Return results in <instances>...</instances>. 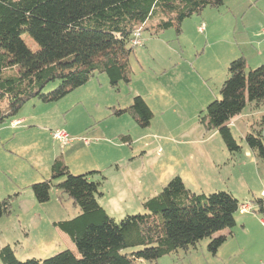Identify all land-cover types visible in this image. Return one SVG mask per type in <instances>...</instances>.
I'll return each mask as SVG.
<instances>
[{
	"label": "trees",
	"instance_id": "16d2710c",
	"mask_svg": "<svg viewBox=\"0 0 264 264\" xmlns=\"http://www.w3.org/2000/svg\"><path fill=\"white\" fill-rule=\"evenodd\" d=\"M226 0H0V128L17 119L30 102L57 104L100 74L113 89L132 83L131 57L134 34L151 37L174 30L183 32L186 20L208 9H220ZM155 21L154 24H150ZM29 36L39 47L32 51ZM57 87L46 92L49 85ZM248 104H264V65L249 70L244 57L228 66L220 100L201 112L199 122L207 132H217L230 155L240 153L231 123ZM129 115L142 129L154 114L142 96L115 111ZM260 125L264 128V114ZM129 138H124L128 140ZM248 147L264 159L261 133L245 137ZM96 175L100 180L93 181ZM106 178L101 172L73 175L63 155L53 162L51 177L29 188L38 204L51 200L52 190L67 195L81 213L53 225L66 234L77 252L66 250L45 260L20 262L11 246L0 249L2 264H136L157 263L183 251L197 250L209 239L208 251L216 256L237 225L241 203L231 192L197 194L182 178L174 177L162 191L145 199V214L117 222L99 203ZM19 193L0 200V220L11 214ZM264 219V199L251 201ZM228 231L229 234L219 235ZM132 249L133 251L127 252Z\"/></svg>",
	"mask_w": 264,
	"mask_h": 264
},
{
	"label": "rangeland",
	"instance_id": "374dc122",
	"mask_svg": "<svg viewBox=\"0 0 264 264\" xmlns=\"http://www.w3.org/2000/svg\"><path fill=\"white\" fill-rule=\"evenodd\" d=\"M246 1L226 0L220 9H206L201 16L186 20L180 36L174 30L164 32L159 37L144 34L145 42L150 41V44L148 49L143 46L135 48L131 57L134 73L129 85L121 84L118 89H113L107 75L100 74L92 80L99 90L98 94L85 93L78 106L80 98L76 91L57 104L39 102L45 110V115L40 118L42 124L53 126L54 130H63L69 135V131L77 128H83L88 135L96 132L100 143L110 146V150L122 160L119 165L125 174L127 190L119 197L113 191L108 194L107 187L112 185V179L106 182L105 188H101L106 202H109L108 208L112 210V218L117 222L126 216L145 214L141 201L150 195L159 194L177 176L192 184L198 193L206 195L218 191L249 194L251 189L256 190L262 186L264 159H260L248 147L245 137L261 133L264 141V128L260 125L264 104L260 107V113L256 112L254 104H248L243 116L239 118L238 127L231 128L242 148L240 153L234 155H230L217 132H207L199 122L201 112H205L210 103L220 100L223 83L219 85L217 78H208L210 73L215 74L214 70L221 68L220 52L233 41L244 48V43H251L250 40L254 39L260 27H264V0H260V4L253 8ZM227 7L238 8L237 22L227 14ZM201 27L204 28L203 32L199 31ZM24 40L32 51L39 50L29 36L25 35ZM180 56L193 64L188 62L178 72L167 71L170 73L167 74L171 86L179 90L171 97L156 87H163L167 91L169 89L168 80L164 79V68L169 69L162 66L161 62L177 63L180 62ZM248 65L249 70L255 69L250 63ZM223 73L228 78V66L223 67ZM57 85H49L46 92L53 91ZM135 94L153 95L148 100L154 117L147 129L140 128L129 115L117 117L114 114L117 110L127 108L134 97L139 96ZM124 138H129L131 143L125 144ZM121 146L123 148L118 149ZM56 147L59 155L66 148L59 144ZM4 149L9 153L8 148ZM8 153L2 155L0 152V200L7 198L12 188V184L8 183L12 178L9 170L21 171L36 163ZM253 159H256V163H253ZM56 191L52 190L50 211L47 208L43 211L31 210L27 201L16 205L13 203L11 214L5 216L4 222L0 224V249L11 246L20 262L45 260L66 250L77 252L66 234L55 226L56 230L53 229L52 222L47 221L49 218H44L42 223L26 221V209L31 215L36 213L60 221L71 220L81 213L67 195L59 191L56 194ZM259 196L251 195L250 199ZM99 203L105 204L101 197ZM53 231L60 236L57 237ZM67 241L72 243V250L68 249ZM209 242V239L200 242L191 255L179 251L160 259L157 264H206V255H212L208 251Z\"/></svg>",
	"mask_w": 264,
	"mask_h": 264
},
{
	"label": "crops",
	"instance_id": "0c3cea01",
	"mask_svg": "<svg viewBox=\"0 0 264 264\" xmlns=\"http://www.w3.org/2000/svg\"><path fill=\"white\" fill-rule=\"evenodd\" d=\"M250 2V7L253 8L254 5L260 4V0H247L245 3ZM256 8V7H255ZM237 9L233 7H227V14L231 15L237 22ZM244 24V23H243ZM264 27H260V30L256 32L254 35V39L250 40L251 43H255V45L245 42L244 48L241 47L238 42H232L230 46L223 49L220 54V66L221 68L218 70H214L215 74L210 73L208 78L214 80L217 78V83L221 85L227 80L225 73H223V67L229 66V64L241 57H244L248 64L255 68L264 65V35H263ZM150 44V41L145 42L143 38V47L147 48ZM148 49V48H147ZM180 62H167L162 61L161 65L167 67L166 70L164 67L165 75L164 79H167L169 84V89L164 90L163 87L156 86L158 89L164 91L170 95L171 97L174 96L179 90H176L171 86L170 74L173 71H177L181 69L182 66L187 65V60H183L182 56L179 58ZM191 65L193 62H189ZM169 71V72H167ZM218 71V72H217ZM168 73V74H167ZM167 74V75H166ZM93 81L91 80L85 86L76 90V94L79 96V100L77 101V106L80 105L83 95L87 92H91L92 94H98L99 90L97 87L93 85ZM222 84V86H223ZM167 86V84H166ZM221 86V87H222ZM221 89V88H220ZM152 92V90H150ZM73 94V93H72ZM142 96L150 109L153 112L151 105L149 104V97L153 95H146V94H135ZM132 104V103H131ZM129 104V106L131 105ZM126 106V107H129ZM261 107V106H260ZM260 107L257 108L256 112L260 113ZM40 107L38 101H33L27 104L19 113L17 119L13 120L12 122L8 123L7 125L0 128V152L8 153L5 151V147L9 149V153L16 158H26L30 161H35L36 163L34 166L26 167L24 170H9L10 175L12 176L9 179L8 183L12 184L11 191L8 192V196L15 195L19 193L20 196L14 202L16 205L17 203H25L27 201V205L30 209L35 211H40L47 208L49 210V206L52 202V198L50 202L46 204H38L34 194L29 190L30 186L33 183H40L45 180H48L51 177V168L54 160L59 156V150L56 147V144H59L53 139L52 133L56 130L52 129L53 126H46L42 124L41 116L45 115V110ZM246 110V109H245ZM243 114L239 117L241 118ZM235 119L231 123V128L233 126L238 127V122L241 119ZM237 120V121H236ZM76 121V120H75ZM55 128V127H54ZM58 130V129H57ZM70 137L74 139L80 138H88L91 140L90 145H85L81 141H75L66 146L65 150L62 152L64 157L65 163L68 166L70 172L73 175H82L89 172H101L103 176H105L106 180L104 182L103 187L105 188L106 182H110L113 180L112 185H108V194L109 191H113L114 195L119 197L124 191L127 190L128 186L125 184L126 178L125 174L121 171L120 160L117 153H114L110 150V146L104 145L100 143V138L96 136V132L88 135L83 128H77L75 130L69 131ZM75 136V137H72ZM131 143V140L128 139L125 141V144ZM60 145V144H59ZM61 146V145H60ZM63 148V147H62ZM123 148L122 146L118 149ZM117 150V149H116ZM11 151V152H10ZM119 151V150H118ZM8 153V154H9ZM249 155V154H248ZM253 163H256V159H253ZM93 181L100 180V176L96 175L92 178ZM183 180V179H182ZM13 182V183H12ZM185 186L190 189L191 191L200 194L194 188L192 184L183 180ZM111 184V183H110ZM13 193V194H12ZM57 194V191L55 192ZM241 203H252L250 197L251 195H260L259 198L264 199V181L262 186L256 190L251 189L249 194L239 193L234 194L231 192ZM10 194V195H9ZM244 195V196H243ZM7 196V197H8ZM154 196H148L151 198ZM148 198H144L141 203ZM104 200L105 204H101V206L107 211L109 216L113 217L110 213V208H108L109 202H106L105 196L101 197ZM242 199V200H241ZM56 212L58 211L57 208H54ZM25 213L26 221L32 222L37 221V223H42L44 218H49L47 221L52 222H59L60 220H56L57 218L50 217V216H40L39 214L34 213L33 215L30 214L29 210ZM54 212V210H53ZM76 213L78 211L76 210ZM239 217L236 216L237 225L233 229L232 234L229 236L227 242L222 246V248L218 251L216 256L213 255H206V264H264V219L257 214L256 212L252 214H241L238 213ZM57 217V216H56ZM38 218V219H37ZM5 218L0 220V224L4 222ZM53 229H54V225ZM56 228V227H55ZM57 229V228H56ZM54 229V230H56ZM53 233L59 237L56 231ZM226 234H229L227 232ZM68 249L72 247V241H67ZM72 250V249H71ZM188 255H191L188 254ZM187 255V256H188ZM186 256V257H187ZM184 259V258H183ZM181 260V259H180ZM136 264H157V263H150L145 261H139Z\"/></svg>",
	"mask_w": 264,
	"mask_h": 264
},
{
	"label": "built area",
	"instance_id": "2783aa9c",
	"mask_svg": "<svg viewBox=\"0 0 264 264\" xmlns=\"http://www.w3.org/2000/svg\"><path fill=\"white\" fill-rule=\"evenodd\" d=\"M200 32L204 31V28L201 27L199 29ZM263 35H264V30H263ZM143 45V40H142V34L141 31H137L134 34V38L132 40V46L133 47H138ZM53 139L58 142L61 147H66L70 145L71 143L75 142L76 140L83 142L85 145H90L91 140L88 138H80V139H74L71 138L65 131L63 130H56L52 133ZM239 213L241 214H252L254 213V206L251 203H243L241 204L239 208Z\"/></svg>",
	"mask_w": 264,
	"mask_h": 264
}]
</instances>
